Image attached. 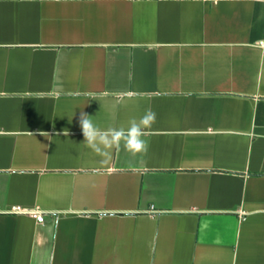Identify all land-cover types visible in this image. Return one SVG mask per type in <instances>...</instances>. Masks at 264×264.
Instances as JSON below:
<instances>
[{"label": "crops", "instance_id": "0c3cea01", "mask_svg": "<svg viewBox=\"0 0 264 264\" xmlns=\"http://www.w3.org/2000/svg\"><path fill=\"white\" fill-rule=\"evenodd\" d=\"M0 264H264V0H0Z\"/></svg>", "mask_w": 264, "mask_h": 264}, {"label": "clouds", "instance_id": "9594fccd", "mask_svg": "<svg viewBox=\"0 0 264 264\" xmlns=\"http://www.w3.org/2000/svg\"><path fill=\"white\" fill-rule=\"evenodd\" d=\"M155 122L156 113L149 109L139 120L131 119L127 127L101 129L93 122L91 116L82 112L79 127L85 146L102 158L110 159L112 149L121 147L133 157L146 154L149 146L145 138L146 129H150ZM64 135L67 136L68 132H64Z\"/></svg>", "mask_w": 264, "mask_h": 264}, {"label": "built area", "instance_id": "2783aa9c", "mask_svg": "<svg viewBox=\"0 0 264 264\" xmlns=\"http://www.w3.org/2000/svg\"><path fill=\"white\" fill-rule=\"evenodd\" d=\"M10 210L12 212H14V213L27 212V213L33 215L40 222H42L44 220V213L41 210L37 209V208L26 210L21 205H14Z\"/></svg>", "mask_w": 264, "mask_h": 264}]
</instances>
